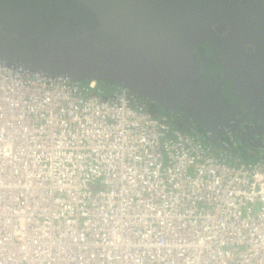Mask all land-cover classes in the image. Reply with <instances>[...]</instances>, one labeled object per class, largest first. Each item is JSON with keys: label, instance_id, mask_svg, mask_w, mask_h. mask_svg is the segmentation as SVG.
Masks as SVG:
<instances>
[{"label": "built area", "instance_id": "1", "mask_svg": "<svg viewBox=\"0 0 264 264\" xmlns=\"http://www.w3.org/2000/svg\"><path fill=\"white\" fill-rule=\"evenodd\" d=\"M0 264H264V160L0 63Z\"/></svg>", "mask_w": 264, "mask_h": 264}, {"label": "water", "instance_id": "2", "mask_svg": "<svg viewBox=\"0 0 264 264\" xmlns=\"http://www.w3.org/2000/svg\"><path fill=\"white\" fill-rule=\"evenodd\" d=\"M0 63L123 88L233 156L242 155L235 135L257 143L264 160V0H0ZM227 81L254 115L244 130L247 114L236 118L222 93Z\"/></svg>", "mask_w": 264, "mask_h": 264}, {"label": "flooded vegetation", "instance_id": "3", "mask_svg": "<svg viewBox=\"0 0 264 264\" xmlns=\"http://www.w3.org/2000/svg\"><path fill=\"white\" fill-rule=\"evenodd\" d=\"M205 52H206V55L208 56L207 63H208V66L210 67L211 74L215 77H218V74L221 73L218 62L215 63V61H213L214 58H211V52L209 50L205 49ZM201 64H202L203 69L206 70L205 65L203 63H201ZM222 93L229 100L230 103H232L233 105H238L239 111L241 114L238 116L236 115V118L239 119L242 117V115L247 114V118H248L247 121L240 122L239 127L242 130H244L243 126L245 124L252 125L255 121L254 115L252 113H248L249 109L246 107L245 103L239 102L237 91L232 89V86H231L229 81H227L223 84ZM149 108L156 115L162 114L164 116H170L174 120V122H176L178 124L179 128H185L187 131H194L195 133L199 134V132H197L196 129L190 125V123L187 121V119L185 117H183V116L180 117L179 115L173 114L171 112L168 113L167 111H163L156 104L150 103ZM248 120H251V121L249 122ZM256 124L264 126V121L262 122V120L257 119ZM223 138L229 144L233 145L232 144L233 142H231L232 140L229 137H227L226 135H223ZM256 138H258V137H256ZM234 142H235V145L237 146V151H242V155H245V156L252 158V159H257L261 155H263V153L258 148V144L255 142H254L255 144H253V146H255V147L253 148L249 144L250 142H246L244 140H241V138L237 135H235Z\"/></svg>", "mask_w": 264, "mask_h": 264}, {"label": "trees", "instance_id": "4", "mask_svg": "<svg viewBox=\"0 0 264 264\" xmlns=\"http://www.w3.org/2000/svg\"><path fill=\"white\" fill-rule=\"evenodd\" d=\"M102 89H103V91H104L105 93H110L112 90H114V89H110V88H102ZM142 100L145 101L144 99H142ZM145 102H146V101H145ZM146 103H147V105L149 106L150 103H148V102H146ZM157 106H158L161 110L165 111V110L162 109L159 105H157ZM167 112L170 113L169 111H167ZM167 115H168V114H167ZM157 116L160 117L161 119L167 121V122L170 123L171 125H173V126L179 128L178 124H177L176 122H174V120H173L170 116H164V115H162V114H159V115H157ZM180 129L184 130L185 132L190 133L191 135L199 136V135L196 134L194 131H187L185 128H180ZM202 139H203V141H206L203 137H202ZM206 142H207V141H206ZM240 157H241L243 160H245V161H252V160H254V159L249 158V157H247V156H245V155H240Z\"/></svg>", "mask_w": 264, "mask_h": 264}]
</instances>
